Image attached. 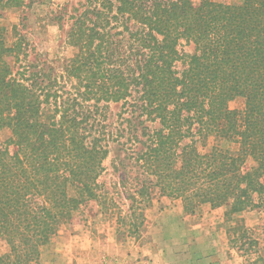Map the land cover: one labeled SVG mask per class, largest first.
<instances>
[{
  "label": "trees",
  "instance_id": "trees-1",
  "mask_svg": "<svg viewBox=\"0 0 264 264\" xmlns=\"http://www.w3.org/2000/svg\"><path fill=\"white\" fill-rule=\"evenodd\" d=\"M230 1L86 0L59 74L16 67L22 42L0 26V264L36 263L59 227L101 198L103 162L123 132L143 171L128 195L138 221L129 233L154 188L190 214L222 207L228 220L264 206V0ZM181 40L192 54H179ZM235 97L241 113L228 106ZM112 103L126 122L114 133ZM211 137L227 145L202 151Z\"/></svg>",
  "mask_w": 264,
  "mask_h": 264
},
{
  "label": "rangeland",
  "instance_id": "rangeland-1",
  "mask_svg": "<svg viewBox=\"0 0 264 264\" xmlns=\"http://www.w3.org/2000/svg\"><path fill=\"white\" fill-rule=\"evenodd\" d=\"M8 1L0 0V26L5 28L10 43L17 39L22 42L23 51L19 56V60L15 63L16 67H22L24 64H30L38 69L51 67L55 73L59 74L63 61L70 57L73 52L72 48L66 44V34L72 22V15H75L77 10L84 9L86 0H20V3L16 5H12ZM190 1L193 6H197L202 0ZM214 1L231 2L230 0ZM177 51L180 55H190L194 52V44L190 41L181 40L177 45ZM184 66V60H179L176 63L177 71H182ZM244 104L243 97H235L229 101L228 106L230 109L241 113ZM119 111L120 103L110 104L107 111L109 127L113 133L117 129L121 130L126 127V122L118 117ZM146 124L149 125V123ZM131 133L123 132L122 136L118 137L116 141L110 142L109 154L103 162L105 170L98 179L101 187L99 194L101 198L83 204L68 223L59 227L54 238L60 236L62 232L73 229L79 223L82 227L90 230L94 238L98 237L104 241L105 237H109L111 240L109 243L114 247L117 246V250H114L115 255L117 251H131L135 246L151 249L150 242L156 237H168L177 240L185 238L204 240L208 238L217 241V247L220 246V237H223L225 241L227 240L229 254L238 257L239 264H264V206L247 209L228 220L223 217L222 221L224 208L218 207L216 211H219L220 214H215L216 217H219L215 220L217 221V228L213 232H207V226L201 230L200 228L192 229L189 225H192L193 222H199V219L208 211L207 207L209 205L201 206L197 210V217L185 219L182 215L176 213L177 207H182L181 202L161 196L158 189L154 188L152 189L149 206L144 211L143 225L132 234L129 233V229L133 231L129 223L138 221L132 214L135 209L130 208L131 199L128 198V195L141 186L142 183L139 178L141 179L143 174L140 166L131 159L133 156L130 154L132 153L130 144L134 143L128 137ZM6 135V132L0 131V141ZM214 144L227 145L222 141L215 140L213 137L209 138L204 144L201 141L197 143L202 151L209 149ZM10 150L12 151V147H10ZM121 160L125 163L126 169L123 168ZM262 182L264 183V179ZM102 201H105L107 211L101 212L102 206L100 205H102ZM152 206L158 208V212L161 213L157 215L158 212H154L151 219L147 220L145 217L146 210L152 208ZM96 216L100 218L96 225L82 224L86 218ZM120 217H125L126 222H129L128 225H120L118 223ZM240 218L243 220V228L233 232V228L236 230L234 220ZM106 233L109 235H106ZM48 246L43 248L42 253L49 248ZM215 247L214 245L213 251ZM2 248L3 246L0 244V251H2ZM162 248H166L167 254L170 255L209 252L205 246L195 245L177 244ZM108 259H111V261L114 259L113 261L116 263L114 257L105 256V260ZM33 264L39 263L37 261Z\"/></svg>",
  "mask_w": 264,
  "mask_h": 264
},
{
  "label": "crops",
  "instance_id": "crops-1",
  "mask_svg": "<svg viewBox=\"0 0 264 264\" xmlns=\"http://www.w3.org/2000/svg\"><path fill=\"white\" fill-rule=\"evenodd\" d=\"M208 211L199 219V222H193L189 225L192 229L200 228L201 230L207 226V232L216 230V224L219 217L215 214H220L216 209L207 207ZM158 208L152 206L146 210L145 217L147 220L151 219L152 213L158 212ZM161 213V212H160ZM159 212L157 213L160 214ZM176 213L183 216L185 219L197 217L196 213H185L182 207L178 206ZM101 216V215H99ZM224 213L221 221L223 220ZM225 219V217H224ZM100 220L99 217L86 218L82 224L96 225ZM196 221V219H194ZM75 224V223H74ZM199 229V230H200ZM221 231V230H220ZM106 235H109L106 233ZM102 241L100 238L93 236L90 230L82 227L77 223L73 229L62 232L57 238H53L49 244V248L41 253L38 260L39 264H112L114 259L105 260V256H112L116 259L114 264H239L238 257L230 255L228 252L227 240L220 237V246L217 247V241L208 238L204 240L185 239H171L168 237H156L150 242L151 249L143 246H135V248L128 252L117 251L114 255V250L117 246H112L109 243L110 238L105 237ZM219 240V239H218ZM184 246H205L209 252L205 253H191V254H167L166 248L175 245ZM216 246L214 251L213 246ZM219 252V253H218ZM47 256V257H46ZM112 262V263H111Z\"/></svg>",
  "mask_w": 264,
  "mask_h": 264
}]
</instances>
